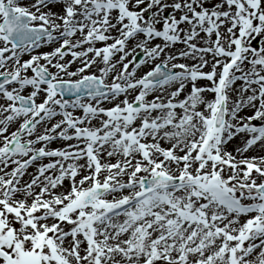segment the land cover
Wrapping results in <instances>:
<instances>
[{
	"label": "snow or ice",
	"instance_id": "obj_1",
	"mask_svg": "<svg viewBox=\"0 0 264 264\" xmlns=\"http://www.w3.org/2000/svg\"><path fill=\"white\" fill-rule=\"evenodd\" d=\"M0 264H264V0H0Z\"/></svg>",
	"mask_w": 264,
	"mask_h": 264
}]
</instances>
